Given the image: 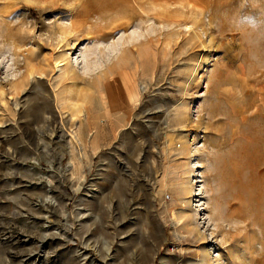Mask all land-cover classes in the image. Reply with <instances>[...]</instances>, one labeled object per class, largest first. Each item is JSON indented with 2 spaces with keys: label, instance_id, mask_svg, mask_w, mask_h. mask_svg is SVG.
Listing matches in <instances>:
<instances>
[{
  "label": "rangeland",
  "instance_id": "obj_1",
  "mask_svg": "<svg viewBox=\"0 0 264 264\" xmlns=\"http://www.w3.org/2000/svg\"><path fill=\"white\" fill-rule=\"evenodd\" d=\"M256 182L264 0H0V264H264Z\"/></svg>",
  "mask_w": 264,
  "mask_h": 264
},
{
  "label": "bare ground",
  "instance_id": "obj_2",
  "mask_svg": "<svg viewBox=\"0 0 264 264\" xmlns=\"http://www.w3.org/2000/svg\"><path fill=\"white\" fill-rule=\"evenodd\" d=\"M56 66L57 67H60L61 64L59 65L58 62H57V65ZM87 118H86V120H87ZM250 192L252 193V196L254 195V196H257V198H260V197L261 198H264V182L259 183V184L256 182V184H254V185L251 186ZM251 199H254V198H251Z\"/></svg>",
  "mask_w": 264,
  "mask_h": 264
},
{
  "label": "crops",
  "instance_id": "obj_3",
  "mask_svg": "<svg viewBox=\"0 0 264 264\" xmlns=\"http://www.w3.org/2000/svg\"><path fill=\"white\" fill-rule=\"evenodd\" d=\"M86 123H87V122L78 125V130L80 131V135H81V133L83 134V133H85V132H88V130L90 131L91 126H90L89 123H88L89 125H87ZM79 131H78V132H79ZM81 136H82V135H81Z\"/></svg>",
  "mask_w": 264,
  "mask_h": 264
}]
</instances>
